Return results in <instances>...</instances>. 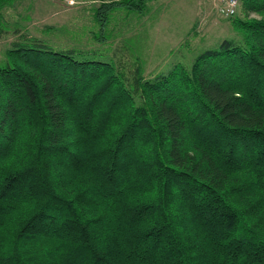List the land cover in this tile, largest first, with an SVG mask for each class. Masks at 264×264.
Instances as JSON below:
<instances>
[{
	"label": "trees",
	"instance_id": "trees-1",
	"mask_svg": "<svg viewBox=\"0 0 264 264\" xmlns=\"http://www.w3.org/2000/svg\"><path fill=\"white\" fill-rule=\"evenodd\" d=\"M149 1L94 7L96 42L117 9ZM243 12L241 41L152 80L139 59L15 28L0 63V264H264V0Z\"/></svg>",
	"mask_w": 264,
	"mask_h": 264
},
{
	"label": "rangeland",
	"instance_id": "rangeland-1",
	"mask_svg": "<svg viewBox=\"0 0 264 264\" xmlns=\"http://www.w3.org/2000/svg\"><path fill=\"white\" fill-rule=\"evenodd\" d=\"M103 1L111 0L8 1L0 9L9 31L0 37V63L17 37L15 28L56 47L96 50L103 59L114 53L139 59L150 80L179 64L189 69L198 54L226 38L242 40L232 21L244 16L243 2L235 16L227 17L216 0H151L144 14L117 9L108 26L112 38L99 43L93 37L98 30L93 8Z\"/></svg>",
	"mask_w": 264,
	"mask_h": 264
},
{
	"label": "built area",
	"instance_id": "built-area-1",
	"mask_svg": "<svg viewBox=\"0 0 264 264\" xmlns=\"http://www.w3.org/2000/svg\"><path fill=\"white\" fill-rule=\"evenodd\" d=\"M220 13L227 17H233L238 13V10L243 0H216Z\"/></svg>",
	"mask_w": 264,
	"mask_h": 264
}]
</instances>
